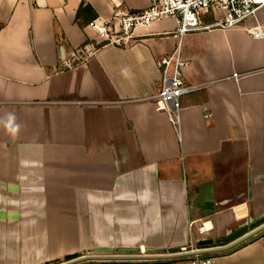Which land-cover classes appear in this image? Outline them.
Here are the masks:
<instances>
[{"label":"crops","instance_id":"1","mask_svg":"<svg viewBox=\"0 0 264 264\" xmlns=\"http://www.w3.org/2000/svg\"><path fill=\"white\" fill-rule=\"evenodd\" d=\"M147 6L0 0V264L122 248L172 253L192 236L223 245L264 217V36L247 31H264V7L233 28L183 37L185 80L199 89L183 97L176 127L153 101L156 60L177 46L174 18L138 27L129 46L74 58L98 37L89 22ZM9 115L20 125L15 135ZM211 256L264 264V233Z\"/></svg>","mask_w":264,"mask_h":264},{"label":"built area","instance_id":"2","mask_svg":"<svg viewBox=\"0 0 264 264\" xmlns=\"http://www.w3.org/2000/svg\"><path fill=\"white\" fill-rule=\"evenodd\" d=\"M261 7H264V0H148V6L142 10L116 11L109 19L97 18L89 22L87 27L95 30L98 37L88 40L75 51L74 58L78 61L87 60L98 51L99 45L129 46L134 43L133 33L138 27L174 18L176 28L173 37L177 39V46L171 54L156 60L161 76L159 90L153 101L156 109L165 113L173 126L179 127L183 97L199 89L198 86L187 84L185 80L184 69L188 62L181 58L183 37L191 32L211 28H233L254 16ZM247 31L256 39L264 36V31L259 27L248 28ZM231 78L239 80L241 75L234 73ZM192 227L190 224V233ZM195 241L192 236L190 246L182 250L195 249ZM184 264H215V257L197 255L188 258Z\"/></svg>","mask_w":264,"mask_h":264},{"label":"water","instance_id":"3","mask_svg":"<svg viewBox=\"0 0 264 264\" xmlns=\"http://www.w3.org/2000/svg\"><path fill=\"white\" fill-rule=\"evenodd\" d=\"M257 225V226H256ZM254 227L251 231L237 237L240 232H237L223 241L226 244L220 245L221 240L213 239H198L195 241L196 248L192 250L183 251L178 248L177 251L172 253H144L140 252L139 248H122L117 252L112 249L97 250L95 254H86L57 264H79L87 261H119V260H160V259H178L190 258L197 255H211L225 251H229L248 239L264 233V217L252 223ZM237 237V238H236ZM234 239V240H232Z\"/></svg>","mask_w":264,"mask_h":264},{"label":"clouds","instance_id":"4","mask_svg":"<svg viewBox=\"0 0 264 264\" xmlns=\"http://www.w3.org/2000/svg\"><path fill=\"white\" fill-rule=\"evenodd\" d=\"M5 127L13 135H15L20 129V125L15 123V116L14 115H9V117L7 119V123L5 124Z\"/></svg>","mask_w":264,"mask_h":264},{"label":"trees","instance_id":"5","mask_svg":"<svg viewBox=\"0 0 264 264\" xmlns=\"http://www.w3.org/2000/svg\"><path fill=\"white\" fill-rule=\"evenodd\" d=\"M81 12V8H80V10H79V12H78V14ZM94 17L93 16H91V18L90 19H93ZM76 257H78L77 255H75V256H67L66 258H65V260H70V259H73V258H76ZM182 259H186V258H182ZM188 259V258H187Z\"/></svg>","mask_w":264,"mask_h":264},{"label":"rangeland","instance_id":"6","mask_svg":"<svg viewBox=\"0 0 264 264\" xmlns=\"http://www.w3.org/2000/svg\"><path fill=\"white\" fill-rule=\"evenodd\" d=\"M94 40H96V39H94ZM189 246H190V243H189V245L187 247H189Z\"/></svg>","mask_w":264,"mask_h":264}]
</instances>
